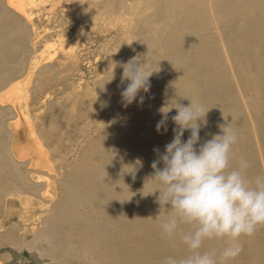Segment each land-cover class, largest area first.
Segmentation results:
<instances>
[{"label": "bare ground", "instance_id": "obj_1", "mask_svg": "<svg viewBox=\"0 0 264 264\" xmlns=\"http://www.w3.org/2000/svg\"><path fill=\"white\" fill-rule=\"evenodd\" d=\"M5 2L37 29L35 17L41 23L37 16L46 13L48 25L62 27L66 21L77 40L87 37L89 27L84 24L94 21L96 31L118 29L123 42H113L115 48L105 56L104 64L114 67L111 72L107 68L102 71L105 76L98 84L105 109L89 110L86 126L78 125L81 107L75 103L67 110L70 119L66 127L56 113L42 116L51 98L49 84L38 88L39 94L44 95L38 107L43 110L36 115L38 121L45 123L41 131L29 111L33 108L28 90L26 109L21 105L20 85L0 93V214L8 216L10 222L15 213L19 215V234L32 235L23 243L38 248V258L48 257L51 264H162L168 256L179 259L188 255L179 235L169 238L162 232L161 223L171 210L160 207L158 192L144 195L155 187L152 164L164 152L160 149L158 154L155 146L173 139L175 124L171 117L177 109L168 113L167 131L161 128L157 137L142 125L128 121L136 120L141 110H147V115L159 122L164 106H176L177 101L187 106L190 99L201 102L210 109L207 125L199 133L200 143L222 134L221 125H229L238 137L229 170L239 169L240 160L244 159L249 163L244 175L249 179L260 176L255 169L258 158L264 163V0ZM0 15L1 89L16 78L15 69L7 64L28 61L23 49L29 32L12 12L4 9L3 0ZM50 30H44L45 37L52 35ZM209 30L220 35L222 42L212 44L218 38ZM204 31L205 34H196ZM65 39L66 36L62 40ZM61 43L60 49L50 46L52 51L46 57L33 55L31 75L68 62L73 64L71 69L81 65L80 45ZM107 46L110 45L105 49ZM133 58L158 70L149 77L148 91L141 90L137 99L125 107L121 92L129 81L121 82L123 65ZM242 61L248 65L245 67ZM140 96L144 97L142 102ZM56 106L57 103L52 109ZM134 108L141 112H133ZM24 110L27 114L22 116ZM9 114L16 119L9 122ZM74 126L79 128L78 133L72 132ZM189 135L186 130L182 139L186 141ZM41 136L48 137L51 148ZM75 150L80 154L74 170L63 176L56 156L62 159L67 151ZM157 166L162 168L163 163ZM11 202H19L21 210L10 208ZM5 222L0 220V232ZM181 230L190 231L191 226L181 225ZM16 233V228L10 226V231L0 238L12 243ZM246 238L249 236L240 238L242 250L229 264H240L241 260L247 261L241 264H264V226H259L250 240ZM226 243L225 239L206 240L202 251L219 254Z\"/></svg>", "mask_w": 264, "mask_h": 264}, {"label": "clouds", "instance_id": "obj_2", "mask_svg": "<svg viewBox=\"0 0 264 264\" xmlns=\"http://www.w3.org/2000/svg\"><path fill=\"white\" fill-rule=\"evenodd\" d=\"M157 70L141 63L139 58L123 65L121 82L129 81L121 92L125 107L137 99L141 90L148 91L149 77ZM143 99L140 96L141 102ZM190 101L187 106L177 101L176 106L160 109L162 118L156 125L157 131H167L168 113L177 109L171 117L174 135L162 154L155 149L159 154L152 164L155 187L144 195L158 192L160 207L171 210L161 223L163 234L169 238L179 235L189 253L179 259L168 256L162 264H229L242 250L240 238L250 237L259 226H264V175L247 178L244 172L249 163L244 159L240 160L239 169L229 170L233 145L238 139L229 125H221L222 134L200 143L199 133L207 125L210 108ZM186 130L190 135L185 141L182 137ZM161 162L163 167L159 168ZM181 225H190L191 230L183 232ZM212 239L227 241L219 254L202 251L204 242Z\"/></svg>", "mask_w": 264, "mask_h": 264}, {"label": "rangeland", "instance_id": "obj_3", "mask_svg": "<svg viewBox=\"0 0 264 264\" xmlns=\"http://www.w3.org/2000/svg\"><path fill=\"white\" fill-rule=\"evenodd\" d=\"M3 7L5 10L7 9V11L12 12V14L20 21V23L23 26H26V28L29 32V36H28V40L26 41V44L27 43L28 44L23 49V53H25L27 55L26 60H28V61L25 62V61L19 60V61L14 62V63L7 64L8 65L7 67L15 69V77L16 78L8 86L1 88L0 93L10 90V88L13 86L20 85L18 89H21L22 97H23V104H21V105L24 109H26V107H25L26 106L25 105V102H26L25 91L28 90L29 93L31 94V98H32L31 106L33 108V109L30 108L29 111L32 114V118L36 122L37 129L39 131H41V128L45 127L44 126L45 123L43 122V120L38 121L40 119H37L36 115H38L39 112L43 110V108L38 109V107L40 105L39 101H42L44 95L39 94L38 88L41 87V85H44L45 83H46V85L49 84L50 88H48V89L51 90V98L48 101L49 104L46 105V107H45L46 109L44 110V113L42 114V116L43 117L44 116H50V114L52 116L56 113V114H58L57 116H59V118H57V119L63 123L64 127H66L69 125V119H70V114L67 113V110L70 108L72 103H75L81 107L78 111L79 112L78 116L80 117V120H78L80 124L78 123V125L80 128L82 126H86L87 120L85 119V115L90 114V113H88L89 110H92L95 112V109H97L98 112H101L102 110L105 109V107L103 105H101L100 94H99V85L98 84L100 83L101 79L105 76V74L102 73V71L106 70V68H107V72H111L114 70V67H110V65H105L104 61H105V56L108 55V52L110 51V49L115 48L113 42H123V38L119 37V36H121L120 31H118V29H116V28H112V30L109 29L108 32L107 31H105V32L100 31L99 32L98 29L96 31L97 27H95L94 21L91 22L92 23L91 25L89 22H86L84 25H85V27H89V31L87 32L89 36L87 35V37H85L84 39L80 38L79 40H77V38L74 36V30L70 29V27H68V25L66 24L67 23L66 21L62 23V27L61 26L54 27L53 25L50 26L47 24V21L49 20L48 14L46 15V13H43L42 16H40V17L37 16L41 20V23L38 22L37 18L35 17V21L37 22L36 26L38 27V29H37L35 26H33L31 21H28L19 12L15 11L11 7H9L6 4L5 0H3ZM2 21H3V18H2V15H0V24H3ZM46 27L52 29V30H50V33L52 32V35H50L49 37H45V35L43 33L44 30L47 29ZM4 28L5 29H11V27H9V26H5ZM92 29H94L95 32H92ZM65 31H67V32H65ZM215 31H218V30L215 29ZM38 33L39 34L41 33L42 35H44V37L42 35H39ZM66 33H68V34H66ZM205 33H206V31H204L202 33L196 32V34H205ZM209 34L218 38V40L212 41L211 42L212 44L215 42H222L220 40L221 39L220 35H215L210 30H209ZM63 35L66 36L65 40H62L64 38ZM46 36H48V35H46ZM113 36H115V37L113 38ZM117 38H118V40H117ZM58 39L60 42L58 41ZM112 39H113V41H112ZM65 41L66 42H73V45L75 47L77 46V43L80 45V48H79L80 55L81 54L83 55V58L80 61L81 65L80 64L75 65L74 68L72 66V69H71L72 62H70V63L68 62L64 66L57 65L52 70H50L48 68V69H45L44 71L40 70V72L38 70L35 74L33 73L31 75V73H30L31 71H30L29 67H30V62L34 59L35 54L36 53H37V55L44 54V57H46L49 55L50 51H52L49 49L50 46H53L57 49H60L62 47L61 42H65ZM54 42H55V44H58V46L55 45ZM106 45H110V46H107L105 49ZM86 46H88V47H86ZM48 51H49V53H48ZM90 51H91V53H89ZM95 52H97V53H95ZM131 52L135 53V51L133 49L131 50ZM90 54H91V56H90ZM101 54H103V55H101ZM234 61L236 63L239 62L237 60H234ZM242 63H244L245 67L248 65V63L246 64L245 61H242ZM65 67H68V69ZM46 70H48V71H46ZM46 89H44V90H46ZM95 92H96V94H94ZM69 97H70V99H69ZM71 98L73 101L71 100ZM37 99H38V101H37ZM93 101H95V102H93ZM55 103H57V106H56V108L52 109V106ZM96 103L99 105H97ZM7 107L9 108V106H7ZM138 109L139 108H137V109L134 108L133 112L134 111L135 112L140 111ZM56 110H58V111L56 112ZM141 111H140L141 113L138 114L136 120H129L128 123L129 124L142 125L144 128L147 129V131L151 135H154L155 137L159 136L161 133V130L157 131V127H156V125L158 123L157 120L152 119V116L150 114L147 115V113H146L147 110H141ZM25 113L27 114V112L24 110L22 112V116H25ZM9 115L6 117L7 120L11 119V120H9V122L12 120L14 121L16 119V116L14 117L13 114H9ZM42 116H41V118H42ZM141 116L144 118H141ZM146 116H147V118H145ZM149 122H151V123H149ZM78 129H79L78 127L74 126L72 132L78 133ZM41 137H42L43 141L51 148L52 146L50 144L48 137H46V136H41ZM11 139H13V136L11 137ZM254 143L256 146L257 145L256 141ZM164 146L165 145L158 144V146L156 145L155 148H158L159 150L160 149L165 150ZM63 151H66V150L63 148ZM79 154H80L79 150H75V151H72L70 153L67 151L66 155H64V157H62V159H60L61 157H59L58 155L56 156L57 159H55V160H56V163L58 165V169H59V171L61 170L60 172H62L63 176L69 174L70 171L74 170L73 167H74L76 161L79 159ZM261 159L258 158L259 166L255 170H259L260 174L264 175V170H263L264 168H262V167H264V163H262ZM10 206H11L10 208L15 209L17 211L21 210L20 209L21 204L19 202H16V203L11 202ZM5 216L4 215L2 216L0 214V220L1 221L3 220L4 222L6 221L5 222L6 226L0 232V237L4 236L6 231H10V226H14L17 230V233L14 235L12 243L7 242V240L5 241L4 239L0 238V260H1V263H3V264H51L50 263L51 261L49 260L48 257H45L43 259L38 258V256H39V254H38L39 249L38 248H29L25 245V243H23L26 239L31 238L32 235L30 233H28V235L26 237L24 235H20L22 233V230H21L22 228L20 227V225H18L19 215H17L15 213L14 214L15 218L12 219L11 222L8 221L9 220L8 216H6V217ZM18 234L20 235V238L18 237ZM15 238H19L21 240H15ZM250 239H251V236L249 238H246V240H250ZM242 261L247 262L246 260H241V262ZM241 262H240V264H241Z\"/></svg>", "mask_w": 264, "mask_h": 264}]
</instances>
